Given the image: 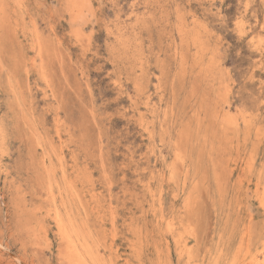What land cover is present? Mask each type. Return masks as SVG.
Segmentation results:
<instances>
[{"label":"rangeland","instance_id":"rangeland-1","mask_svg":"<svg viewBox=\"0 0 264 264\" xmlns=\"http://www.w3.org/2000/svg\"><path fill=\"white\" fill-rule=\"evenodd\" d=\"M0 172V264H253L264 0H0Z\"/></svg>","mask_w":264,"mask_h":264},{"label":"bare ground","instance_id":"bare-ground-1","mask_svg":"<svg viewBox=\"0 0 264 264\" xmlns=\"http://www.w3.org/2000/svg\"><path fill=\"white\" fill-rule=\"evenodd\" d=\"M149 24V23H148ZM260 26V25H259ZM161 30H162V28H161ZM258 30V29H257ZM41 40V39H40ZM182 40V39H181ZM261 40V39H260ZM198 43V42H197ZM176 44V43H175ZM34 46H35V44H34ZM151 47V46H150ZM142 49V48H141ZM204 50V49H203ZM199 52V51H198ZM209 56V55H208ZM212 60H214V59H212ZM210 61V60H209ZM219 61V60H218ZM200 62V61H199ZM112 72V71H111ZM225 72V71H224ZM194 79V78H193ZM213 80V79H212ZM135 85V84H134ZM69 86V85H68ZM20 90V89H19ZM46 91V90H45ZM45 95V94H44ZM200 95V94H199ZM52 100V99H51ZM24 102V101H23ZM126 108V107H125ZM192 111V110H191ZM199 111V110H198ZM241 112V111H240ZM164 113V112H163ZM198 114V113H197ZM199 117V116H198ZM21 120V119H20ZM190 123V122H189ZM27 124H29V123H27ZM184 125V124H183ZM188 126V125H187ZM211 126V125H210ZM184 127V126H183ZM183 130V129H182ZM165 131V130H164ZM30 132V131H29ZM67 138V137H66ZM32 139V138H31ZM259 140V139H258ZM195 141V140H194ZM35 142V141H34ZM29 144V143H28ZM205 144V143H204ZM36 146V145H35ZM205 147V146H204ZM181 148V147H180ZM34 149V148H33ZM103 150V149H102ZM52 151V150H51ZM86 151V150H85ZM198 151V150H197ZM71 153V152H70ZM200 153V152H199ZM103 154V153H102ZM184 154V153H183ZM189 154V153H188ZM98 156V155H97ZM196 156V155H195ZM253 156V155H252ZM184 158V157H183ZM74 159V158H73ZM99 159V158H98ZM43 160V159H42ZM55 161V160H54ZM84 161V160H83ZM65 162V161H64ZM180 162V161H179ZM103 163V162H102ZM176 164V163H175ZM211 164H213V163H211ZM179 166V165H178ZM174 167H176V166H174ZM101 169V168H100ZM247 169V168H246ZM49 170V169H48ZM75 170V169H74ZM72 171V170H71ZM103 171V170H102ZM245 171V170H244ZM87 172V171H86ZM215 172H217V170L215 171ZM242 172V171H241ZM250 172V171H249ZM1 173V172H0ZM52 174V173H51ZM105 174V173H104ZM202 174V173H201ZM218 174V173H217ZM242 177V176H241ZM240 177V178H241ZM75 178V177H74ZM101 178V177H100ZM111 178V177H110ZM203 178V177H202ZM107 179V178H106ZM67 180V179H66ZM196 180V179H195ZM52 182V181H51ZM86 182H87V180H86ZM103 183V182H102ZM106 183V182H105ZM104 183V184H105ZM116 185V184H115ZM192 185V184H191ZM53 186V185H52ZM55 186V185H54ZM61 186V185H60ZM49 187H51V186H49ZM56 187V186H55ZM191 187V186H190ZM196 187V186H195ZM217 187V186H216ZM219 187V186H218ZM65 188V187H64ZM51 189V188H50ZM56 190H57V188H56ZM81 190V189H80ZM86 190V189H85ZM51 191V190H50ZM53 191H54V189H53ZM59 191V190H58ZM57 191V192H58ZM62 191V190H61ZM60 192V191H59ZM189 192V191H188ZM62 193V192H61ZM64 193V192H63ZM77 193V192H76ZM176 194H178V193H176ZM205 195V194H204ZM203 195V196H204ZM234 195V194H233ZM55 196H56V194H55ZM58 197V196H57ZM66 197V196H65ZM205 197V196H204ZM236 197V196H235ZM59 198V197H58ZM57 198V199H58ZM192 198H193V196H192ZM195 198V197H194ZM61 200V199H60ZM63 200H64V198H63ZM220 200V199H219ZM64 201H66V200H64ZM67 202V201H66ZM66 202H64V203H66ZM68 203V202H67ZM102 203V202H101ZM88 204V203H87ZM191 204V203H190ZM196 205V204H195ZM58 206V205H57ZM60 206V205H59ZM65 204H64V208H65ZM68 206V205H67ZM100 206V205H99ZM214 208V207H213ZM69 209V208H68ZM57 210V209H56ZM55 210V211H56ZM66 210V209H65ZM60 211V210H59ZM67 211V210H66ZM60 212H62V211H60ZM72 212V211H71ZM61 214V213H60ZM187 214V213H186ZM64 215H65V213H64ZM67 215V214H66ZM185 215V214H184ZM68 216V215H67ZM81 216V215H80ZM94 216V215H93ZM65 218V217H64ZM68 218H70V217H68ZM100 218V217H99ZM205 218H207V217H205ZM56 219L58 220V228H59V231H60V234L65 238V239H67V241H68V243L70 244V245H73V243L75 242V240H73V238L69 235V232H68V227H66L63 223H62V221H60V216L56 213ZM63 219V218H62ZM71 219V218H70ZM75 222H76V220H74ZM109 221V220H108ZM247 221H248V219H247ZM71 224V223H70ZM100 225V224H99ZM195 225V224H194ZM174 226V225H173ZM210 227V226H209ZM82 228V227H81ZM193 228V227H192ZM97 229V228H96ZM108 229V228H107ZM98 230V229H97ZM83 231H84V229H83ZM100 232V231H99ZM80 233V232H79ZM105 233V232H104ZM202 233V232H201ZM84 234H85V232H84ZM73 235V234H72ZM196 235V234H195ZM197 235H199V234H197ZM206 235V234H205ZM77 238H78V236H77ZM60 240V239H59ZM167 240V239H166ZM197 240V239H196ZM242 241H243V239H242ZM192 244V243H191ZM88 246H89V243H88ZM237 246V245H236ZM89 249V248H88ZM91 249V248H90ZM79 250V249H78ZM92 250V249H91ZM183 250V249H182ZM263 250V249H262ZM88 251V250H87ZM140 251V250H139ZM264 251V250H263ZM262 252L260 251V254H261ZM84 254V253H83ZM88 254V253H87ZM222 254V253H221ZM263 255H262V257H257V258H255L254 259V263L253 264H264V253H262ZM90 255V254H89ZM70 256H71V254H70ZM94 256V255H93ZM87 258V257H86ZM92 258V257H91ZM121 258V257H120ZM134 260V259H133ZM168 260V259H167ZM79 261V260H78ZM103 262V261H102ZM235 262V261H234ZM243 264H245V263H243Z\"/></svg>","mask_w":264,"mask_h":264}]
</instances>
